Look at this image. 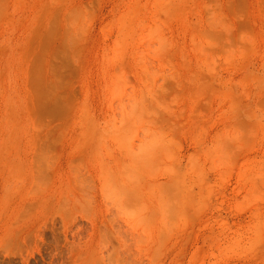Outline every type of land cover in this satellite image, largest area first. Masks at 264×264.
Masks as SVG:
<instances>
[{"label":"rangeland","instance_id":"1","mask_svg":"<svg viewBox=\"0 0 264 264\" xmlns=\"http://www.w3.org/2000/svg\"><path fill=\"white\" fill-rule=\"evenodd\" d=\"M0 264H264V0H0Z\"/></svg>","mask_w":264,"mask_h":264}]
</instances>
